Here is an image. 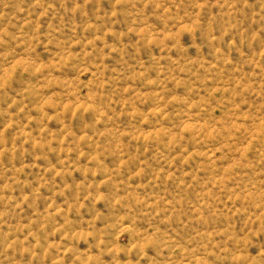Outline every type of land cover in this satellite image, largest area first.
I'll return each mask as SVG.
<instances>
[{"label": "rangeland", "instance_id": "obj_1", "mask_svg": "<svg viewBox=\"0 0 264 264\" xmlns=\"http://www.w3.org/2000/svg\"><path fill=\"white\" fill-rule=\"evenodd\" d=\"M0 264H264V0H0Z\"/></svg>", "mask_w": 264, "mask_h": 264}]
</instances>
